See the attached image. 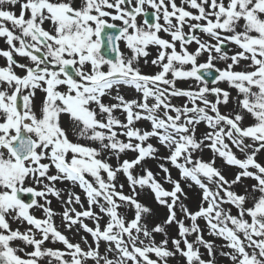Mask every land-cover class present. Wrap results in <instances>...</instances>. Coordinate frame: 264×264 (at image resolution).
<instances>
[{
  "label": "snow or ice",
  "instance_id": "snow-or-ice-1",
  "mask_svg": "<svg viewBox=\"0 0 264 264\" xmlns=\"http://www.w3.org/2000/svg\"><path fill=\"white\" fill-rule=\"evenodd\" d=\"M177 261L264 264V0H0V264Z\"/></svg>",
  "mask_w": 264,
  "mask_h": 264
},
{
  "label": "rangeland",
  "instance_id": "rangeland-1",
  "mask_svg": "<svg viewBox=\"0 0 264 264\" xmlns=\"http://www.w3.org/2000/svg\"><path fill=\"white\" fill-rule=\"evenodd\" d=\"M178 86H181V87H187L186 84H181V83H179V82H178ZM221 86L223 87L224 85H221ZM53 206L56 208L57 211L60 210L59 205H57V203H56L55 200H53ZM67 235H68V234H67ZM69 238L71 239L70 236H69ZM206 238H209V237L206 236ZM176 264H179V262L177 261Z\"/></svg>",
  "mask_w": 264,
  "mask_h": 264
},
{
  "label": "bare ground",
  "instance_id": "bare-ground-1",
  "mask_svg": "<svg viewBox=\"0 0 264 264\" xmlns=\"http://www.w3.org/2000/svg\"><path fill=\"white\" fill-rule=\"evenodd\" d=\"M66 234H68L71 238H73V234L72 233H66ZM78 239H79V236H76L75 240H78Z\"/></svg>",
  "mask_w": 264,
  "mask_h": 264
}]
</instances>
